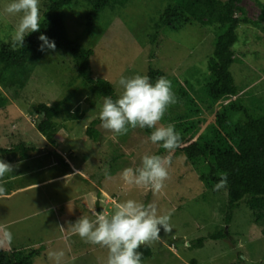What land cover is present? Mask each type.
I'll return each instance as SVG.
<instances>
[{
	"label": "rangeland",
	"instance_id": "obj_1",
	"mask_svg": "<svg viewBox=\"0 0 264 264\" xmlns=\"http://www.w3.org/2000/svg\"><path fill=\"white\" fill-rule=\"evenodd\" d=\"M258 1L241 0L239 4L246 18L257 25L239 26L238 40L232 47L234 60L228 67L238 93L220 96L215 99L216 104L211 83L215 74L211 72L220 68L225 53L217 49L210 31L198 24L178 31L163 29L152 41L149 35L155 30L154 24L166 5L165 0H130L123 6L107 7L100 12L89 33L85 30L89 7L85 0H76L64 17V27L71 41L93 51L92 76L110 82L116 97L122 91L118 84L121 76L146 75L149 68L163 73L171 82L178 102L167 109L160 123L175 126L181 134L180 148L199 141L200 133L209 124L230 138L248 120L255 127L253 133L246 128L248 135L256 142L255 133L264 130V14L260 17L264 13V0ZM10 2L0 0V46L6 44L13 48L11 34L19 17L3 13ZM44 5L40 0V22ZM16 69L10 68L4 75V82L10 83L11 90L0 83V92L9 100L0 109V148L24 142L40 150L30 159L13 164L12 174L0 180L6 189V194L0 197V236L8 230L13 237L10 245L0 244L1 249L36 250L32 264H54L48 258L49 250L64 251L62 264H103L107 250L72 234L69 225L81 216L94 218L93 210L110 214L116 203L133 199L145 205L155 203L161 212L172 210V231L161 230L160 240L148 245L152 256L141 264H264V235L252 223L250 211L240 203L231 223L225 225L222 211L227 203L226 191L202 192L199 171L189 166L183 153L161 152V156L172 158L169 179L161 194L145 188L128 189L123 184L122 170L139 166L140 158L145 154L154 155L159 145L149 142V135L140 128L129 129L122 136L102 129L99 112L103 100L82 96L79 103L84 116L77 121L59 118L57 123L62 121L63 127L58 144L45 143L34 127L36 118L29 115L30 108L38 103L52 105L70 91L68 82L74 70L67 52L48 50L38 58L23 88L16 86L19 83ZM90 100L93 107L87 102ZM232 103L247 108L248 115L244 117L242 112L234 110ZM92 121H99L95 141L85 133ZM186 121L199 124L200 131L191 135L184 125L181 130L179 124ZM186 134L190 135L189 140L184 137ZM260 155L261 152L257 157ZM212 156H207V161ZM105 168L111 180H106ZM228 168L233 171L235 166L228 164ZM202 170H206V165ZM51 176L61 178L48 181ZM222 230L228 234L226 239L208 238ZM200 238H204L201 246L197 244Z\"/></svg>",
	"mask_w": 264,
	"mask_h": 264
},
{
	"label": "trees",
	"instance_id": "obj_2",
	"mask_svg": "<svg viewBox=\"0 0 264 264\" xmlns=\"http://www.w3.org/2000/svg\"><path fill=\"white\" fill-rule=\"evenodd\" d=\"M85 1L87 7H89L85 14V30L86 33H89L100 12L113 5H126L130 0ZM165 1L166 5L154 24L155 30L149 35L152 41L158 38L159 33L163 29L178 31L184 26L193 24L207 28L215 37L217 49L225 53L220 68L215 72H211V75L215 74L211 82L214 89L213 102H215L216 98H220V96H236L238 89L228 69L234 60L232 47L238 40L240 25H257V22L246 18L244 8L239 6L241 0ZM255 1L259 3L258 0ZM43 2L45 5L43 19L40 22V30L29 33L25 38L22 48L18 46L14 49L6 44L0 46V83L1 86L7 89L10 83L5 84L4 75L8 69L18 67L15 70L19 81L16 86L18 88L24 87L26 80L36 66L38 58L42 57L48 50H51L47 47L43 51L40 50L43 42L38 38L41 35L54 42L55 49H60L69 54L74 70V74L68 82L70 91L62 100L52 105L43 103L33 105L30 108L29 114L36 118L33 121L35 122L34 127L38 134L41 135L46 143L56 146L58 144V135L61 133L59 131L63 127V122L61 121L62 124L61 122L57 123V120L61 117L73 121L82 118L85 114V111L81 109L82 105L79 103V99L82 96L85 95L86 98H95L97 100H103L105 96H110L114 100L117 97L110 82L104 79H96L92 76L90 57L93 51L81 48L66 35L64 17L67 12L72 10V7L76 4V0H43ZM64 11L65 13L63 14ZM263 14H260V17ZM146 75L152 83H155L157 78L164 77L161 71L152 68L148 69ZM10 87L7 90H11L12 86ZM186 100H189V103L191 102L189 98H186ZM87 102L93 107L91 100ZM216 103L218 101L214 104ZM8 104V98L0 92V109H4ZM230 105L234 110L242 112L244 117L248 115L247 108L240 105L236 106L235 103ZM186 117H188V114H185ZM183 118L184 116H181V119ZM98 122L92 121L85 131L93 141L98 136V131L96 130ZM186 122L179 124L181 130L182 125H184L187 127V133L191 135L192 132L200 131L199 124L196 122ZM246 128L251 133L255 132L254 125L250 124L248 120L244 124L243 129L234 130V136L231 134L232 137L227 138L225 134L219 132L214 124H209L200 133L199 141L181 148L178 146L175 149V153H180L181 155L183 153L189 166L199 171L198 179L203 183L202 192L212 189L211 193L216 194L217 192L213 191L214 184L219 181L220 173H227L228 186L224 189L227 194V203L222 211L224 213V224L229 225L231 223L235 209L242 203L250 211L252 223L258 226L261 235H264V130L262 133H255L256 142H254V137L248 135ZM151 130L147 128L143 129L148 135H150ZM240 130H243V132H240ZM184 137H187L188 140L191 138L188 134ZM248 148L252 151H247L246 149ZM37 150L39 151L40 149H36L32 145H26L24 142H19L8 148H0V160L11 165L21 163L30 159L31 155L37 152ZM163 150L159 146L158 151L154 155H160ZM259 152H261V155L257 157ZM210 154L213 156L207 161V156H210ZM228 164L234 165L235 169L233 171L229 170ZM204 165H206L205 171L202 170V166ZM227 235L222 230L209 235L208 238L214 240L226 239ZM203 240L204 238H200L197 244L201 246ZM137 251L142 253V261L152 256V251L148 245H141ZM37 253L36 250L14 249L7 251L0 248V264H32V260Z\"/></svg>",
	"mask_w": 264,
	"mask_h": 264
},
{
	"label": "clouds",
	"instance_id": "obj_3",
	"mask_svg": "<svg viewBox=\"0 0 264 264\" xmlns=\"http://www.w3.org/2000/svg\"><path fill=\"white\" fill-rule=\"evenodd\" d=\"M39 3L40 0H11L4 7V14L19 17L11 34L14 49L17 46L23 47L26 35L40 30ZM38 39L43 42L41 51L45 47L55 50V43L44 35ZM118 84L122 89L119 96L115 100L110 96L103 99L99 112L100 127L115 136L126 135L129 129H152L148 141L168 153L173 152L180 145L181 134L173 124L160 123L167 109L178 102L171 82L165 77H159L152 83L147 75L137 74L130 78L121 76ZM171 163V155L145 154L140 158L139 166L124 168L120 179L128 189L145 188L153 194H161L169 179ZM14 167L0 160V180L6 174H12ZM104 175L106 180L112 179L107 168ZM227 186L228 174L220 173L213 191L226 189ZM5 194V187L0 184V197ZM91 215L94 218L81 216L69 225V229L85 242L107 250L103 264H141L142 253L137 251L140 246L158 242L161 230L164 233L172 231V210L161 212L155 203L145 205L127 199L116 203L110 214L93 210ZM12 239V233L4 230L0 244L7 242L10 245ZM47 255L54 264H62L65 253L63 250H49Z\"/></svg>",
	"mask_w": 264,
	"mask_h": 264
},
{
	"label": "crops",
	"instance_id": "obj_4",
	"mask_svg": "<svg viewBox=\"0 0 264 264\" xmlns=\"http://www.w3.org/2000/svg\"><path fill=\"white\" fill-rule=\"evenodd\" d=\"M43 139V138H42ZM46 143V142H45ZM59 164V163H58ZM69 175H71L72 176V173L70 172L69 173ZM61 177H55V176H51V178L48 180V181H56L57 179H60ZM4 179V178H3ZM28 186H30L31 187V185H28ZM15 191H17L16 189H15ZM101 192H102V190H100ZM90 195H91V193H90ZM110 200H112V199H110ZM104 202H106V201H104ZM89 209V208H88ZM89 211H91V210H89ZM89 211H88V213H89Z\"/></svg>",
	"mask_w": 264,
	"mask_h": 264
}]
</instances>
